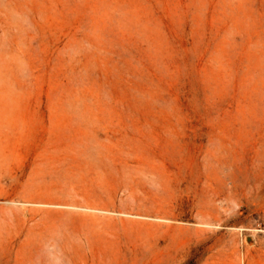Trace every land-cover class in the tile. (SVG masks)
<instances>
[{"label":"rangeland","instance_id":"obj_1","mask_svg":"<svg viewBox=\"0 0 264 264\" xmlns=\"http://www.w3.org/2000/svg\"><path fill=\"white\" fill-rule=\"evenodd\" d=\"M0 264H264V0H0Z\"/></svg>","mask_w":264,"mask_h":264},{"label":"water","instance_id":"obj_2","mask_svg":"<svg viewBox=\"0 0 264 264\" xmlns=\"http://www.w3.org/2000/svg\"><path fill=\"white\" fill-rule=\"evenodd\" d=\"M247 242H248L249 244H252V243H253L252 239H248Z\"/></svg>","mask_w":264,"mask_h":264}]
</instances>
